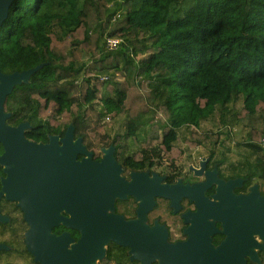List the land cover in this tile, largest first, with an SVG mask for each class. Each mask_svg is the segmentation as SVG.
<instances>
[{"label": "trees", "instance_id": "obj_1", "mask_svg": "<svg viewBox=\"0 0 264 264\" xmlns=\"http://www.w3.org/2000/svg\"><path fill=\"white\" fill-rule=\"evenodd\" d=\"M108 38L119 39L115 48ZM30 69L3 110L35 139L72 125L94 159L112 146L126 174L163 159L172 168L183 128L186 148L206 147L219 176L264 187V0H12L0 72ZM203 121L217 129L200 131ZM229 126L240 131L233 146ZM232 150L240 157L227 161ZM174 236L167 231L169 243ZM257 256L246 264H264V248ZM97 264L142 263L110 240Z\"/></svg>", "mask_w": 264, "mask_h": 264}, {"label": "water", "instance_id": "obj_2", "mask_svg": "<svg viewBox=\"0 0 264 264\" xmlns=\"http://www.w3.org/2000/svg\"><path fill=\"white\" fill-rule=\"evenodd\" d=\"M12 0H0V25L6 18ZM34 69L23 72L4 74L0 72V141L5 145L6 152L0 156V162L5 159L15 161L19 170L7 169L8 183L14 187L8 189L9 196L22 198L21 206L25 211V218L32 224V229L26 235L28 250L42 264H88L89 253L92 254V243H103L106 236L108 241L123 246H129L131 256L137 258L142 264L157 261L158 264H246L243 255L251 245L257 249L264 248L251 236L252 232L261 233L264 242V196H260L256 186L251 188L247 195H234L226 192L221 184H231L237 180L223 182L216 190L219 201L208 199L203 194L206 183L182 186L158 184L161 177L153 174L149 178L146 174H133V181H126L116 174L121 171L120 165L113 157V147L103 150L100 162L91 159V152L86 151L81 139L73 140V126L69 125L65 133L62 152L63 156H55V143L49 145H36L27 142L21 134L20 128H13L5 124L9 116L3 110L5 97L15 85L27 82ZM75 143V145H72ZM83 152L88 157L82 161H75V153ZM200 169H194L201 174L204 162ZM40 169L43 175L37 176L33 169ZM147 176V182L141 180ZM79 180V181H78ZM35 181L38 185L35 187ZM208 182V181H205ZM133 194L142 198L140 203L143 214L146 208L153 204V196H163L175 199L174 196H185L194 200L197 210L193 214L184 215L185 222L190 223L186 228L188 238L184 242L169 243L166 231L157 230L147 232L144 229H133L127 225L121 216H107L104 214V204L107 197H123ZM62 195L70 201L73 219L69 221L82 230V235L74 242V250L70 258L65 257L64 247L70 241L67 235L48 240L47 233L50 220L44 216L48 208L49 196ZM229 195L233 196L230 197ZM233 201V202H232ZM238 203L235 207L233 204ZM47 206V207H46ZM43 208L39 212L44 216H35L33 210ZM49 209V208H48ZM39 211V210H38ZM208 217L216 218L223 224L222 233L225 238L218 246L211 243V235L216 232L211 223L204 220ZM134 221V220H130ZM218 248L221 256L206 257L203 252ZM226 252V253H225ZM105 249L101 252L98 261L104 257ZM255 259L259 263L257 251ZM97 261V262H98ZM97 262L95 264H97Z\"/></svg>", "mask_w": 264, "mask_h": 264}, {"label": "flooded vegetation", "instance_id": "obj_3", "mask_svg": "<svg viewBox=\"0 0 264 264\" xmlns=\"http://www.w3.org/2000/svg\"><path fill=\"white\" fill-rule=\"evenodd\" d=\"M7 113V112H6ZM10 117V113L8 112ZM6 119V120H7ZM5 124L13 127V128H20L21 134L23 135L24 139L32 144L36 145H49L51 143H55L56 150L53 153L55 156H63L62 147H63V141L62 138H64L65 133L68 129V127L65 128L63 133H48L47 137L45 139H35L34 134L31 135L30 127L31 125L28 122H18L16 124ZM77 138L73 137V140H76ZM81 144L85 146L82 143ZM109 147H102L100 149L101 156L99 158H93L92 152H91V159L100 162L103 157V150L107 149ZM86 149V148H85ZM86 151H88L86 149ZM6 152L5 145L0 141V156L3 155ZM89 152V151H88ZM85 157V153L83 152H76L75 153V161H82V159ZM204 162L203 171L201 174H197L194 169H200L201 162ZM121 167V166H120ZM12 169L15 171L19 170V165L15 161H9L5 159L4 161L0 162V264H42L40 261H38L35 258V255L31 253L26 245L25 239L27 233L32 229V224L25 218V211L21 206L22 198H14L9 196L8 189L11 187H14L8 183V170ZM38 171H41L40 169H33V172L35 175H38ZM171 173H163L161 171L157 170H139V171H128L126 174L124 173V170L121 167V176L126 181H133V174H147L149 178H153V174H157L158 177H162L160 179V182L158 184L160 185H173L177 184L178 179H180V185H193L198 183V181L201 182L204 177H206V173L212 174L214 178L212 180H205L208 181V185L203 188V194L208 199H212V196L216 193V185L215 181L213 179L222 180L223 182H227L229 180H237L239 183L237 185H234L232 187H229V189L233 192L234 195H247L251 191V188L253 186H256L257 192L260 196H264V187L262 189L259 188L258 183H253L252 185L248 186V188H243L244 180L240 177H223L219 176L217 166L215 164H209V157L208 156H201L200 159L197 162L196 167L191 163L190 166H188L186 172L181 173V175L178 174L179 170L171 169ZM146 172V173H145ZM43 175V173H42ZM147 176L141 180V184H144L147 182ZM173 177V178H172ZM198 177L200 179H198ZM174 179V180H171ZM79 181V180H78ZM214 183H213V182ZM38 183L35 181V187H37ZM175 199L171 198H165L163 196H153V204L146 208L145 212L141 214L139 212V215H141V218L144 217L145 222L148 226L158 225L162 226L163 230L167 229V231L171 230L172 235H175L173 238V242H184L188 238V234L186 233V228L188 227V224H185V218L184 215L186 213L193 214L195 213L197 209V205L194 200H190L188 197L185 196H174ZM49 204L47 205L48 208L44 212V216L47 217L48 220H50L49 227H48V233L47 238L48 240H53L58 238L62 235H67V237L72 240L73 242H77L79 238L82 235V230L77 225L71 224L69 221L73 219V214L71 211V202L67 200L66 196L62 195H54L49 196ZM140 199V198H139ZM135 195L128 194L123 197H115V201H113V205L115 210H113L114 215H119L123 219L125 217V221L135 220L138 216V208L141 211V205L140 203L142 200H139ZM173 203L172 206H170L169 200ZM213 200V199H212ZM65 204L67 207V214L63 215V218L59 219L57 218L55 221H53V216L55 214L57 215V211L60 209L61 204ZM46 206V207H47ZM39 210V211H38ZM35 210H33V214L35 216H41L39 212L43 211L42 207H39ZM42 215V218H44ZM124 216V217H123ZM181 220V221H180ZM72 222V221H71ZM216 231L221 233L222 225L220 221L215 222ZM167 231H166V238H167ZM213 240L211 242L214 244L213 246H217L221 241H223L224 237L221 238L216 243V235L212 236ZM127 247H129L127 245ZM131 248L129 247V252L132 255ZM258 251V249H257ZM151 263V262H150Z\"/></svg>", "mask_w": 264, "mask_h": 264}, {"label": "rangeland", "instance_id": "obj_4", "mask_svg": "<svg viewBox=\"0 0 264 264\" xmlns=\"http://www.w3.org/2000/svg\"><path fill=\"white\" fill-rule=\"evenodd\" d=\"M119 122H114V130H119V132H121L122 128L124 127H121L119 129ZM231 131H232V138H231V142H229V145H234V142H237L239 141L240 142V137H239V130L235 127L231 128V126L228 127ZM208 129H214L216 130L217 129V126H215L212 122L210 121H203L201 122L200 126H199V130L200 131H206ZM179 135L181 137V140L177 143L178 146L181 147V149H183V153L180 157H178L175 161H174V166L172 165V168L174 167V169L176 168V170H179L178 174L181 175V173H184L186 172L188 166L191 165V163L194 165V167H196L197 165V162L198 160L200 159V156H203L205 155V153L207 152V148L206 147H203V146H197L196 148H186V144L183 142V136L187 135L185 130L182 128V129H179ZM203 154V155H202ZM86 157L87 154H85ZM226 160L227 161H231L232 160V157L233 159H235L236 157H240L238 155H236V153L234 152V150H232L231 152H229L228 154H226ZM163 166H166V167H169L170 169L171 166H170V162L167 160V159H163L162 161V164ZM160 165L159 168H156L157 171H161L160 168L162 167ZM162 169H164L162 167ZM117 175L121 176V171H118L116 172ZM182 176V175H181ZM206 177H204L205 180H212V178H214L212 176V174L210 173H206L205 175ZM162 178V177H161ZM198 179H200L198 177ZM202 179L201 182L198 181V183L196 184H200V183H206L205 186L208 185V182H205V180ZM180 179H178L177 183H180L179 181ZM210 180V181H211ZM213 181H215V185H216V190L218 189L217 187H219L220 185L218 184V181L217 179H213ZM212 181V182H213ZM160 182V181H159ZM214 183V182H213ZM239 182L238 181H234L232 182L231 184H228V186L226 184H221V186L223 188L225 187H232L234 185H237ZM201 185V184H200ZM188 186V185H187ZM226 192H230L231 193V190L226 188ZM217 193V192H216ZM215 193V194H216ZM230 197H233L231 195H229ZM114 196H109L107 197V201H105V204H104V214L107 215V216H115L114 213H113V210L111 208V200L113 199ZM117 197V196H116ZM139 199V198H138ZM142 200V198H140ZM139 199V200H140ZM212 199L215 200V201H219V198L217 197V195H213L212 196ZM233 202V201H232ZM235 207L238 206V203H234L233 204ZM197 210V209H196ZM64 214H67L68 215V212H67V207L65 206V204H61L60 205V209L57 211V215L55 214V216H53V221H55L57 218L61 219L63 218V215ZM206 223H211L213 225V228L216 230V227H215V222L216 221H220L216 218H211V217H208L207 219L204 220ZM221 222V221H220ZM127 225L130 227V228H133V229H144L145 231L147 232H154V230H157L159 231L160 233H162V226H158V225H153V226H148L145 222V219L144 217L141 218V215H139V217L137 219H135L134 221H128L127 222ZM190 225V223H189ZM221 225H222V229H223V224L221 222ZM165 230V229H164ZM163 230V231H164ZM187 230V229H186ZM251 236L253 237V239L255 241H257L258 243H262L264 244L263 240H262V237H261V233L259 232H252L251 233ZM110 238V236H106L105 238V241L103 243H92L91 245V248H92V254L89 253V263L88 264H95L97 261H98V258L101 254V252L103 251V249L106 248V245H107V240ZM73 250H74V242L72 240H70L67 245L64 247V251H65V257L66 258H70L72 256V253H73ZM257 251V246L255 245H251L247 248V250L245 251L243 257L244 258H253L255 259L254 257V254L255 252ZM203 254L206 256V257H213V256H221L222 255V252L220 251V249L218 248H213L211 251L210 250H205L203 252Z\"/></svg>", "mask_w": 264, "mask_h": 264}, {"label": "built area", "instance_id": "obj_5", "mask_svg": "<svg viewBox=\"0 0 264 264\" xmlns=\"http://www.w3.org/2000/svg\"><path fill=\"white\" fill-rule=\"evenodd\" d=\"M118 43H119V39L117 38H108L106 40V45L110 49L115 48ZM105 119H108V117H106ZM261 142L264 143V137H262Z\"/></svg>", "mask_w": 264, "mask_h": 264}, {"label": "bare ground", "instance_id": "obj_6", "mask_svg": "<svg viewBox=\"0 0 264 264\" xmlns=\"http://www.w3.org/2000/svg\"><path fill=\"white\" fill-rule=\"evenodd\" d=\"M72 145H75V143H72ZM38 172H39L38 175H42V172L41 171H38Z\"/></svg>", "mask_w": 264, "mask_h": 264}]
</instances>
